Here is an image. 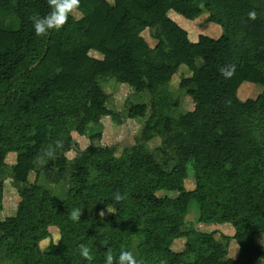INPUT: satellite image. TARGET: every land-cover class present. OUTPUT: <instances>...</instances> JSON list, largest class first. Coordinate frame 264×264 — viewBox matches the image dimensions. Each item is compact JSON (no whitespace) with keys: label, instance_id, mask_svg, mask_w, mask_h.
Wrapping results in <instances>:
<instances>
[{"label":"trees","instance_id":"trees-1","mask_svg":"<svg viewBox=\"0 0 264 264\" xmlns=\"http://www.w3.org/2000/svg\"><path fill=\"white\" fill-rule=\"evenodd\" d=\"M50 11L48 0H0V12L15 20L0 26V170L16 154L12 184L20 198L15 215L0 220V252L14 264H105L108 255L116 264L137 235L151 262L264 260V244L257 241L264 238V158L257 135V125L264 124V0H80L59 31L35 35L32 17ZM203 13L223 33L191 42L190 22ZM181 67L189 73L179 87L194 110L174 120L153 104L144 130L145 140L160 126L175 132L177 160L170 170L145 143L121 158L92 144L80 154L65 199L29 182L45 148L69 151L73 132L84 136L103 117L121 121L106 107L97 77L111 75L136 93L154 94ZM246 83L262 88L256 100L239 99ZM147 112L144 104L131 105L127 116L144 118ZM100 138L97 133L90 140ZM66 163L61 154L60 172ZM188 164L193 190L184 185ZM163 190L178 195L158 197ZM4 192L0 181V209ZM193 202L201 222L230 225L233 236L218 240L189 227L185 217ZM51 227L60 239L42 252ZM178 239L186 243L175 252ZM230 239L239 247L237 260L227 258L223 241ZM81 245L91 259L80 255Z\"/></svg>","mask_w":264,"mask_h":264},{"label":"rangeland","instance_id":"rangeland-1","mask_svg":"<svg viewBox=\"0 0 264 264\" xmlns=\"http://www.w3.org/2000/svg\"><path fill=\"white\" fill-rule=\"evenodd\" d=\"M113 2L114 0H109ZM76 17L80 15L76 12ZM173 18V16H172ZM15 22L14 15L11 12H0V26L9 25ZM211 24H214L211 22ZM143 36L149 41V44H155L149 36V31H145ZM211 38L216 37L215 33L210 31ZM189 73L185 67H181L173 80L164 86H160L152 94L149 91L136 93L129 86L119 84L114 76L101 75L97 77V81L107 95L106 107L121 116L120 122L113 121L110 117H103L98 125H91L89 131L83 136L77 132L72 133L74 143L69 151L63 152L61 149H56L54 146H49L44 149L42 156L37 161V167L29 177V182L37 183L53 196L60 199H65L71 185L72 174L75 171L77 162L80 159V154L90 145L94 144L98 148L108 147L114 151L117 158L126 157L132 148L138 144L145 143L146 150L155 157L159 164L170 170L176 164V150L172 143V138L175 132H167L163 127H158L152 137L148 140L144 138V130L152 115L151 106L156 104L158 110L163 112L169 118L179 120L183 115L192 112L195 104L192 98L187 94L186 89L179 87L180 81ZM262 88L258 85L244 84L239 89V99L247 101L249 99L256 100L261 94ZM144 104L148 107L147 116L144 118L129 119L128 109L131 105ZM258 141L259 148L263 153L264 158V124L259 123ZM100 134V139L92 142L91 135ZM67 158L66 172H60V168L56 165V160L60 155ZM16 154H10L7 158L6 166L0 170V181L5 184L4 200L0 209V220L14 216L18 202L20 200L16 188L12 184V166L15 163ZM188 177L185 181V188L193 190L195 188L194 170L191 164H188ZM95 177V172L92 170L91 178ZM177 192L159 191L158 197L175 198ZM185 221L189 227L201 233H213L215 238L221 240L223 235L233 236L234 229L230 225L205 224L200 221V211L196 202L191 203L188 208ZM51 238L45 239L40 243V249L45 252L49 245L53 242L58 243L60 239L59 230L55 227L49 229ZM259 244H264V238L257 239ZM142 242L141 236H133L131 241L125 244L127 250L131 251L136 257L139 264H162L160 262H151L140 248ZM185 239L175 240L172 249L175 252L184 250ZM227 258L237 260L239 257V247L234 240L226 242ZM0 264H14L12 260L5 257L4 252H0ZM253 264H264V260L255 259Z\"/></svg>","mask_w":264,"mask_h":264},{"label":"clouds","instance_id":"clouds-1","mask_svg":"<svg viewBox=\"0 0 264 264\" xmlns=\"http://www.w3.org/2000/svg\"><path fill=\"white\" fill-rule=\"evenodd\" d=\"M51 11L43 16H33L32 25L35 35L41 36L49 33L51 30L59 31L67 22L69 15L79 6L80 0H48ZM250 17L255 16L254 12L249 13ZM117 201L122 199L119 193L115 194ZM100 215H103L101 212ZM74 219H79L76 214H73ZM80 255L84 258L91 259L89 249L81 245ZM105 264H113V257L108 255ZM116 264H138L136 257L129 250H121L119 256L116 258Z\"/></svg>","mask_w":264,"mask_h":264},{"label":"crops","instance_id":"crops-1","mask_svg":"<svg viewBox=\"0 0 264 264\" xmlns=\"http://www.w3.org/2000/svg\"><path fill=\"white\" fill-rule=\"evenodd\" d=\"M111 4L113 2L107 0ZM190 28H191V33L189 34V40L191 42H197L199 39V36L205 35L210 37V31L212 33H215L216 37H220L223 33L222 28L219 25L216 24H211L209 21V15L207 13H203L193 19L190 22Z\"/></svg>","mask_w":264,"mask_h":264}]
</instances>
